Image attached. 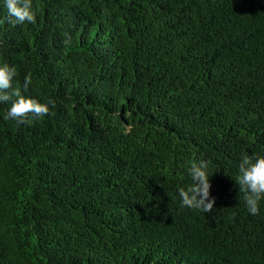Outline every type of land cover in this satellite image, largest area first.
<instances>
[{
	"label": "trees",
	"instance_id": "obj_1",
	"mask_svg": "<svg viewBox=\"0 0 264 264\" xmlns=\"http://www.w3.org/2000/svg\"><path fill=\"white\" fill-rule=\"evenodd\" d=\"M32 10L0 23V63L55 107L18 126L0 103V264H264V199L251 215L234 180L264 156V0ZM200 160L208 213L179 196Z\"/></svg>",
	"mask_w": 264,
	"mask_h": 264
},
{
	"label": "clouds",
	"instance_id": "obj_2",
	"mask_svg": "<svg viewBox=\"0 0 264 264\" xmlns=\"http://www.w3.org/2000/svg\"><path fill=\"white\" fill-rule=\"evenodd\" d=\"M6 16L0 23H8L15 27L17 24H36V13L32 10V0H3ZM64 43L70 44L71 37L66 36ZM17 75V69L8 63H0V103L11 101L6 111L5 119L12 120L17 125L30 123L32 119H41L50 114L49 105L55 107L52 100L40 103L36 99L26 96L32 84L30 74L25 75L21 87L13 88V79ZM239 174L235 177L239 190L244 193L243 199L251 215L259 213V203L264 199V156L253 158L245 155L238 166ZM191 185L179 190L181 205L192 209H199L205 213L214 208L215 198L210 196L211 184L209 181L208 162L206 160L193 161L189 168Z\"/></svg>",
	"mask_w": 264,
	"mask_h": 264
}]
</instances>
